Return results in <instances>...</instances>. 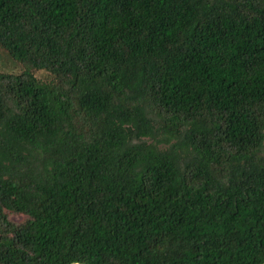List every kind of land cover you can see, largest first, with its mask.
I'll return each instance as SVG.
<instances>
[{
    "label": "trees",
    "instance_id": "obj_1",
    "mask_svg": "<svg viewBox=\"0 0 264 264\" xmlns=\"http://www.w3.org/2000/svg\"><path fill=\"white\" fill-rule=\"evenodd\" d=\"M0 48V264L264 262V0H0Z\"/></svg>",
    "mask_w": 264,
    "mask_h": 264
},
{
    "label": "rangeland",
    "instance_id": "obj_2",
    "mask_svg": "<svg viewBox=\"0 0 264 264\" xmlns=\"http://www.w3.org/2000/svg\"><path fill=\"white\" fill-rule=\"evenodd\" d=\"M20 70L21 69L17 63L12 61L7 53L0 48V72L13 74L19 72ZM8 217L14 222H21L25 219L23 215L19 214H8Z\"/></svg>",
    "mask_w": 264,
    "mask_h": 264
},
{
    "label": "water",
    "instance_id": "obj_3",
    "mask_svg": "<svg viewBox=\"0 0 264 264\" xmlns=\"http://www.w3.org/2000/svg\"><path fill=\"white\" fill-rule=\"evenodd\" d=\"M72 264H82V263H72ZM262 264H264V262Z\"/></svg>",
    "mask_w": 264,
    "mask_h": 264
}]
</instances>
